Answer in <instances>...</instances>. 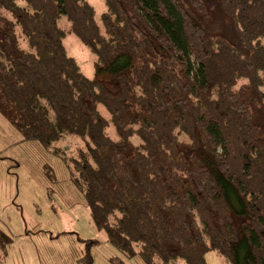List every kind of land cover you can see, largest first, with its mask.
I'll list each match as a JSON object with an SVG mask.
<instances>
[{
	"label": "trees",
	"instance_id": "16d2710c",
	"mask_svg": "<svg viewBox=\"0 0 264 264\" xmlns=\"http://www.w3.org/2000/svg\"><path fill=\"white\" fill-rule=\"evenodd\" d=\"M103 1L99 24L87 0H0V115L45 147L88 141L75 183L126 259L264 264V0Z\"/></svg>",
	"mask_w": 264,
	"mask_h": 264
},
{
	"label": "rangeland",
	"instance_id": "374dc122",
	"mask_svg": "<svg viewBox=\"0 0 264 264\" xmlns=\"http://www.w3.org/2000/svg\"><path fill=\"white\" fill-rule=\"evenodd\" d=\"M87 1L100 24L104 1ZM59 24L69 26L65 16ZM64 47L81 72L92 77V50L73 33L64 35ZM111 129L108 133L114 135ZM131 141L140 140L133 136ZM87 142L71 134L48 147L25 141L0 115V230L11 237L5 247L0 242V264H89V253L91 264H145L138 257L126 259L90 220L73 167L78 153L87 151ZM205 258L208 264H230L215 250Z\"/></svg>",
	"mask_w": 264,
	"mask_h": 264
}]
</instances>
